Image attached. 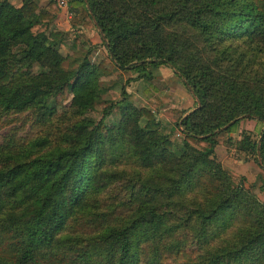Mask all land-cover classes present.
<instances>
[{
    "label": "trees",
    "instance_id": "trees-1",
    "mask_svg": "<svg viewBox=\"0 0 264 264\" xmlns=\"http://www.w3.org/2000/svg\"><path fill=\"white\" fill-rule=\"evenodd\" d=\"M68 9L70 29L96 30L105 58L88 47L64 66L56 3L0 0V264H264V201L214 154L219 132L253 119L261 128L242 129L234 148L264 170V0ZM160 64L194 97L174 127L123 86L94 107L100 74L148 81Z\"/></svg>",
    "mask_w": 264,
    "mask_h": 264
},
{
    "label": "rangeland",
    "instance_id": "rangeland-1",
    "mask_svg": "<svg viewBox=\"0 0 264 264\" xmlns=\"http://www.w3.org/2000/svg\"><path fill=\"white\" fill-rule=\"evenodd\" d=\"M69 17L66 18V16H61V19L59 21L60 23L62 22L64 23L63 25L66 27L65 29L67 30L66 39L63 42V44L59 46V50L64 55V61H63L64 66L74 65L75 63L72 61V58L75 56V54L84 52L88 47H90V50L88 52V58L91 61H97L99 59L105 58L106 50L102 42L99 40L101 38L97 36L95 32L91 34V33H88V31H84L82 29H80L79 31L77 29H72V28L70 29ZM60 28H63V26H61ZM96 36L99 38H97ZM73 37L78 38V41H77L78 43L71 44ZM159 67L164 69L165 67H169V66L165 64H160ZM131 75L132 74L130 72L121 70V69H114L109 75L100 74L99 79L102 85L106 86V88L104 92L100 94L99 102H102V103H99V102L95 103L94 107L98 109L100 105L117 101L120 98V87L123 86L124 89L129 93L128 98L133 104H135L136 106L145 105L149 107L150 109H152L155 113H157V111L153 107L155 105L154 103H152V101L155 100V98H157L156 97L157 94H155V92L157 93V91L155 90V92H153V90H151V87H149L150 82L148 81H145L142 79H139V80L134 79V80L127 81V78L130 77ZM170 75L171 76L168 77V82L171 80H173L174 82H177L176 84H179L184 89V92L179 91V90L176 92H173V90L170 89L168 93L166 94L165 93L166 91H164L163 89L159 91L161 95L163 96V101L165 102L173 101L176 104H179V105L181 104L183 108L185 109L191 107L192 104L194 103V98L192 94L188 90H186V86L184 85L182 80H180V78L173 71H171ZM155 83H158V82H155ZM160 87L163 88L162 85ZM93 113L96 114L97 112L93 111ZM158 116L161 119V122L163 123V125H165L166 127H172L171 125L174 124V121L176 120L178 115L171 108L169 109L167 108L164 113L158 114ZM246 122L248 123V120H243L242 124L244 125ZM13 123H17L15 124L16 126H18L19 124L18 122H13ZM8 125L11 126V124H8ZM260 125L261 124L259 122L255 121L254 130L256 132L259 131ZM7 128H8L7 126L0 127V135L4 133L7 130ZM236 129H237V125L235 124L234 126L231 127L230 130L234 132L236 131ZM180 136L181 135H176L174 133V128H173L172 129L173 140L178 142L180 139ZM216 139H220V141L222 142V140L225 139L224 132L222 133L220 132V134L217 136ZM234 140L235 139H232L231 143L229 144V148H231L230 151H226L224 145L221 144V142L219 143L220 145L216 146L215 147L216 149L214 150V154L216 158L229 171H231L229 167V164L231 162H234L238 158L245 159L242 154L238 153L237 151L234 152V150L232 149L234 148ZM224 155L225 157H223ZM249 159H252V158H249ZM252 163H253V159H252ZM255 169H257V167ZM259 171L260 172H258V174H261L262 169L260 167H259ZM232 176L235 177L236 179L240 177V175L234 172L232 173ZM260 179L263 182L262 184L264 188V174H262L259 176H255V178L253 179L254 184L250 188V190L255 192V195L261 201H264V191H260L257 187V185L260 184L261 182Z\"/></svg>",
    "mask_w": 264,
    "mask_h": 264
},
{
    "label": "crops",
    "instance_id": "crops-1",
    "mask_svg": "<svg viewBox=\"0 0 264 264\" xmlns=\"http://www.w3.org/2000/svg\"><path fill=\"white\" fill-rule=\"evenodd\" d=\"M9 1L15 6H19L21 4V0H9ZM41 1H44V0H41ZM61 16H64V15L62 13H59V15L56 17L54 22L57 26H59V27L63 26V28L65 29L66 27L63 25L64 23L59 22L61 19ZM93 32H95L96 35L99 36V34L96 30L88 31V33H91V34ZM99 37H97V38H99ZM99 40L101 41V39H99ZM159 66L156 67L155 69H153L151 78L148 80V82H150L149 87H151V90H153V92H155V90L157 91V93L155 92V94H157L156 95L157 98H155V100L152 101V103H154V105H155L153 107L157 111V113H155V114H156V117L158 118V120L160 122H161V119L159 118L158 114L164 113L167 108L168 109L171 108L172 110H174V112L178 115L176 120L174 121V124H175V122L178 120V118L180 116L184 115L188 110L192 109L195 102L192 104L191 107L185 109V108H183V106L181 104L180 105L176 104L173 101H170V102L163 101V96L161 95V93L159 91L164 89V91H166L165 93L167 94L170 89H172L173 92H176L178 90L184 92V89L179 84H176L177 82H174L173 80L168 82V77L171 76L170 73L172 71V69L170 67H165L163 69V68H160ZM136 80H138V79H136ZM155 82H158V83H155ZM161 85L163 86V88L160 87ZM164 86H166V87H164ZM186 90H188V89L186 88ZM243 120H248V123L246 122L243 125L242 124ZM161 124H163V123L161 122ZM174 124L172 125L173 127H174ZM236 125H237V129L234 132L231 130L222 131V132H224L225 139H223L222 142L220 141V139H217V144L215 145V147L220 145L219 143L221 142V144L224 145L226 151H230L231 150V148H229L230 143H227V141H226L228 137H231V140L232 139H238L239 133L242 129L256 133V131L254 130L255 121L253 119H241V120H239V122ZM260 128H261V125H260ZM219 134H220V132L218 133V135ZM217 136H216V138H217ZM232 149L234 150V152L236 151L234 148H232ZM223 157H225V155ZM253 163H254V161H253ZM253 163H252V159L238 158L234 162H231L229 164V167L231 169V171H229V172L231 174L234 172L238 175H243L245 177L246 181L253 182V179L255 178V176H259V175L264 174V170L262 168H261L262 173L258 174V172H260L259 166L256 163H254L255 165ZM256 167H257V169H255Z\"/></svg>",
    "mask_w": 264,
    "mask_h": 264
},
{
    "label": "built area",
    "instance_id": "built-area-1",
    "mask_svg": "<svg viewBox=\"0 0 264 264\" xmlns=\"http://www.w3.org/2000/svg\"><path fill=\"white\" fill-rule=\"evenodd\" d=\"M44 1H50V0H44ZM56 3V5L60 8V13H62L66 18L70 16V11L68 9V0H52ZM174 133L176 135L181 134V127L177 125L174 129Z\"/></svg>",
    "mask_w": 264,
    "mask_h": 264
}]
</instances>
